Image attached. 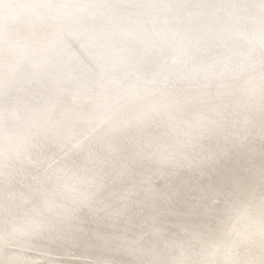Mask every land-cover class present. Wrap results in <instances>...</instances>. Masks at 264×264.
Listing matches in <instances>:
<instances>
[{"label":"rangeland","instance_id":"rangeland-1","mask_svg":"<svg viewBox=\"0 0 264 264\" xmlns=\"http://www.w3.org/2000/svg\"><path fill=\"white\" fill-rule=\"evenodd\" d=\"M79 1L25 0L13 13L16 27L32 21L26 35L49 16L85 15L39 51L54 54L41 70L30 51L0 84V264H201L264 203V0H97L87 10ZM83 23L138 29L83 45L92 33ZM242 33L240 45L232 36ZM40 206H50L47 227L10 239L39 222ZM254 249L232 264H264Z\"/></svg>","mask_w":264,"mask_h":264},{"label":"bare ground","instance_id":"bare-ground-1","mask_svg":"<svg viewBox=\"0 0 264 264\" xmlns=\"http://www.w3.org/2000/svg\"><path fill=\"white\" fill-rule=\"evenodd\" d=\"M25 0H0V15L4 14L5 11H8L10 8L14 7V9H11L7 14L11 16H9V18L7 20H2V18H0V39H4L5 40V44H4V48L0 49V84L5 83L10 81L11 76H15L16 74H18L19 72H14L15 75H11L8 71H10L9 69L12 68V66L14 65L15 61L17 60V58L25 56L27 54L30 53V51L36 52L35 54H32V56L30 57L31 61L33 60H37V63L39 65L38 70H41V67L43 64H45V62L47 61V59L51 58L52 56H54V54H52V52H47V54L44 55H39V51L40 50H45L48 49L50 47V44L57 38V35L62 31V30H68L70 32L74 31V29L79 28L76 23H77V19L76 18H80L81 16H84V13H77V12H73L71 11L66 19H61L59 22H55L54 20L51 19V17L49 16L46 20H43L37 27V30L35 33L33 34H28L26 35L28 29L33 26L32 21H27L25 23H23L22 25H20L19 27H16L15 23L12 20L13 17V13L18 11L21 6H22V2H24ZM44 0H36L37 4H43ZM66 3H70V2H74L76 0H65ZM97 0H80L79 1V7L78 9H83L86 8V10L96 2ZM107 3H114L113 0H101ZM31 4V3H30ZM64 4H57L56 8L52 9V13L53 14H57L59 9L62 8V6ZM106 4V3H105ZM248 4V3H247ZM33 5V4H32ZM53 5V4H52ZM111 5V4H110ZM30 7V6H29ZM33 7V6H31ZM95 7V6H94ZM43 8V7H42ZM47 8V7H46ZM67 9V8H66ZM73 9V8H72ZM97 9V7H96ZM101 11V10H100ZM33 12V11H32ZM45 12V11H44ZM90 12V11H89ZM105 12V11H104ZM113 12V11H112ZM94 13V12H93ZM35 14V13H34ZM154 15V14H153ZM37 16V15H36ZM87 16V15H86ZM170 16V15H169ZM214 16V15H213ZM8 17V16H7ZM169 18V17H168ZM206 18V17H205ZM216 18V17H215ZM36 19V18H35ZM211 19V18H210ZM38 21V20H37ZM40 21V19H39ZM113 23V22H112ZM102 24V23H101ZM147 25V24H146ZM133 26V25H132ZM81 27V26H80ZM89 26L83 23V26L80 28L81 30L83 29H87ZM124 27V26H123ZM130 27V26H129ZM139 27V26H138ZM98 28V29H96ZM135 28V30L133 31V33L136 32V30L138 28L136 27H132ZM132 28H123V29H116L114 26L112 25H103V26H98L95 27L93 29H91L90 36L89 39L86 40L83 45H86V43L89 44V40L90 39H97V37H105L106 39H112L114 37L117 36H122V35H126L129 34L131 32ZM147 28V27H146ZM79 29V30H80ZM141 29V28H139ZM196 29V28H195ZM142 30V29H141ZM183 30V29H181ZM150 31V30H149ZM162 33L163 36L168 35V34H175L176 32H178L179 30L176 28H172L171 31H165L162 28ZM160 31V32H161ZM254 31V30H253ZM67 32V31H66ZM88 32V31H87ZM138 32V31H137ZM152 32V31H151ZM149 33V32H148ZM156 34H159L158 31L155 32ZM259 33V32H258ZM132 34V33H131ZM153 34V33H152ZM243 36H232L233 40H236V43L241 45L242 41L244 43V33H242ZM248 34V33H247ZM186 35V34H183ZM69 36V35H68ZM133 36V35H132ZM157 36V35H156ZM148 37H151L150 35H141L138 37L139 41H145ZM246 37V36H245ZM248 37V36H247ZM246 37V38H247ZM260 36L257 34V32H255V38H259ZM61 38V37H60ZM132 38V37H131ZM163 38V37H162ZM178 38V37H177ZM223 38V37H222ZM129 39V38H128ZM114 40V39H113ZM253 40V38H252ZM172 42V40H171ZM150 43V42H149ZM152 43V42H151ZM178 43V42H177ZM248 43V42H246ZM183 44V43H182ZM176 45V44H175ZM154 46V45H153ZM160 46V44H159ZM244 46V45H243ZM182 47V46H181ZM181 47H177L175 54H180L181 50H179ZM184 48V47H183ZM54 49V48H53ZM143 49V48H142ZM148 49V48H147ZM159 49V48H158ZM166 49V48H165ZM185 49V48H184ZM35 50V51H34ZM51 51V50H50ZM56 54V53H55ZM59 54V52H58ZM147 56V55H146ZM38 57V58H37ZM53 59V58H52ZM140 60V59H139ZM174 60V59H173ZM228 61V60H227ZM182 63V62H181ZM236 63V62H235ZM18 65V64H17ZM29 65V64H28ZM23 66V65H22ZM35 66V65H34ZM81 66V65H80ZM125 66V65H124ZM175 66V65H174ZM84 67V66H83ZM88 68V67H87ZM224 68V67H223ZM36 69V68H35ZM86 71V70H85ZM93 71V70H92ZM114 71V70H113ZM22 73V72H21ZM25 73V72H24ZM116 73V72H115ZM231 74V73H230ZM112 76V75H111ZM128 76V75H127ZM25 77V76H24ZM115 77V76H114ZM108 78V77H107ZM122 78V77H121ZM136 78V77H135ZM138 78V77H137ZM157 78V77H156ZM169 78V77H168ZM66 79V78H65ZM14 80V78H13ZM12 80V81H13ZM27 81V79H26ZM64 82V81H63ZM80 82V81H79ZM125 82V81H124ZM260 82V81H259ZM25 83V82H24ZM53 83V82H52ZM57 83V82H56ZM196 83V82H195ZM90 84V83H89ZM100 84V83H99ZM132 84V83H131ZM203 84V83H202ZM5 85V84H4ZM49 85V84H48ZM125 85V84H124ZM11 86V85H10ZM9 86V87H10ZM35 86V85H34ZM52 86V85H51ZM55 86V85H54ZM229 86V85H228ZM59 87V86H58ZM99 87V86H98ZM107 87V86H106ZM109 87V86H108ZM117 87V86H116ZM163 87V86H162ZM226 87V86H225ZM260 87V86H259ZM8 88V87H7ZM34 88V87H33ZM55 88V87H54ZM124 88V87H122ZM132 88V87H131ZM144 88V87H143ZM141 88V89H143ZM194 88V87H193ZM196 88V87H195ZM59 90V89H58ZM130 90V89H129ZM219 90V89H217ZM261 90V89H260ZM61 91V90H60ZM134 91V90H133ZM41 92V91H40ZM68 92V91H67ZM104 92V91H103ZM122 92V91H121ZM44 93V92H43ZM64 93V92H63ZM120 93V92H119ZM118 93V94H119ZM201 93V92H200ZM25 94V93H24ZM30 94V93H29ZM81 94V93H80ZM121 94V93H120ZM238 94H245V91L239 90ZM66 95V94H65ZM128 95V94H127ZM164 95V91H158L154 94V98L153 100H159L163 97ZM195 95V94H194ZM123 96V95H122ZM144 96L145 93H144ZM165 96V95H164ZM75 98H79V96H74ZM73 97V98H74ZM135 96L130 95L124 98V102H130V100H133ZM230 97V96H229ZM15 98V97H14ZM34 98V97H33ZM83 98V97H82ZM165 98V97H164ZM209 100V99H208ZM204 101V100H203ZM74 102V101H73ZM137 102V101H136ZM79 103V102H78ZM179 103V102H178ZM59 105V104H58ZM74 105V104H73ZM83 105V104H82ZM79 106V104L77 105ZM162 106V105H161ZM41 107V106H40ZM46 107V106H45ZM96 107V106H95ZM106 107V106H105ZM53 108V107H52ZM143 108V107H142ZM239 108V107H238ZM51 109V108H50ZM73 110V109H72ZM25 111V110H24ZM93 111V110H92ZM3 112V111H2ZM16 112V111H15ZM34 112V111H33ZM96 112V111H95ZM116 109H112L111 111L107 112L105 117L107 119L109 118H113L114 116L117 115L116 113ZM201 112V111H200ZM86 113V112H85ZM139 113V112H138ZM25 114V113H24ZM74 114V113H73ZM37 115V114H36ZM167 115V114H166ZM84 117V116H83ZM5 118V117H4ZM132 118V117H131ZM146 118V116H140L138 117L139 120H144ZM196 118V117H195ZM198 118V117H197ZM73 119V118H72ZM86 118H84L85 120ZM106 119V120H107ZM34 121V120H33ZM32 121V122H33ZM196 121V120H195ZM31 122V123H32ZM91 122V121H90ZM113 122V121H112ZM213 122V121H211ZM30 123V122H29ZM97 124V123H96ZM156 124V123H155ZM173 124V123H172ZM209 124V121H198V123L196 125H194V128L196 129H202L203 126H206ZM11 126V125H10ZM48 127V126H47ZM78 127V126H77ZM1 129V128H0ZM11 129V128H10ZM18 129V128H17ZM99 129V128H98ZM97 129V130H98ZM113 129V128H112ZM155 129V128H154ZM6 130V129H5ZM132 130V129H131ZM148 130V129H147ZM63 131V130H62ZM102 131V130H101ZM180 131V130H179ZM25 132V131H24ZM145 132V131H144ZM7 133V132H6ZM106 133V131L104 132ZM35 134V133H34ZM105 136V135H104ZM144 136V135H143ZM37 137V136H36ZM108 137V136H107ZM197 137V136H196ZM196 137L194 138H188L187 140H185L184 142L182 141L181 143H179L178 145H176L173 149H171V153H182V151L184 149H186L190 143H192ZM179 138V137H178ZM43 139V138H42ZM139 140V139H138ZM181 140V139H180ZM73 141V140H72ZM152 141V140H151ZM177 141V140H176ZM24 142V141H23ZM22 142V143H23ZM85 142V141H83ZM21 143V142H20ZM187 143V144H186ZM189 143V144H188ZM17 144V143H16ZM29 144V142H28ZM56 144V143H55ZM81 144V143H80ZM150 146H153L154 149L157 148L158 143L156 142H150L149 143ZM23 145V144H22ZM86 145V144H85ZM36 146V145H35ZM38 147V146H37ZM110 147V146H109ZM5 148V147H4ZM90 148V146H89ZM193 148V147H192ZM142 149V148H141ZM158 149V148H157ZM33 150V149H32ZM15 151V150H14ZM31 151V150H29ZM28 151V152H29ZM170 151V150H169ZM27 152V153H28ZM157 152V151H156ZM3 153V152H2ZM32 153V152H31ZM171 154V156H172ZM160 155V154H159ZM24 156V155H23ZM22 156V158H23ZM29 156V155H28ZM60 156V155H59ZM170 156L169 155H166ZM165 158V157H164ZM139 159V158H138ZM186 159V158H185ZM168 160V159H167ZM104 162V161H103ZM97 163V161H96ZM106 164V163H105ZM22 167V166H21ZM79 169V168H78ZM8 170V169H7ZM156 170V169H155ZM63 171V170H62ZM69 171V170H68ZM74 172V171H73ZM1 173V172H0ZM57 175V174H56ZM102 176V175H101ZM118 176V175H117ZM13 178V177H12ZM92 178V177H91ZM5 180V179H4ZM9 180V179H8ZM96 183V182H95ZM79 184V183H78ZM77 187V186H76ZM31 190V189H30ZM67 191V190H66ZM73 191V190H72ZM98 191V190H97ZM27 192V191H26ZM32 192V191H31ZM68 194V193H67ZM80 194V193H79ZM27 195V198L29 197V194H25ZM69 195V194H68ZM23 197V196H22ZM24 198H26L24 196ZM67 199V197H65ZM51 200V199H50ZM74 200V199H73ZM15 202V201H14ZM13 202V203H14ZM18 202V201H17ZM80 202L79 200L76 199V201L73 203L74 205H79ZM56 203V202H55ZM84 203V202H83ZM10 204V202L8 203V205ZM50 204V203H48ZM11 205V204H10ZM9 205V206H10ZM251 205V204H250ZM14 206V205H13ZM248 206V205H247ZM50 206H40V208L37 209V211H40L39 213L42 215V217H39L41 219H39V222H37V224L33 225V224H25V225H18V229H16L15 232H13V230L9 231L8 234L10 236V239L15 238V239H22L24 236L28 237V236H34L38 233L40 228L47 227V224L45 223V219H44V215L43 213H46L49 210ZM76 207V206H75ZM258 207V206H257ZM3 208H8L7 205H4ZM77 208V207H76ZM9 209V208H8ZM6 210V209H5ZM19 210V209H18ZM36 213V212H35ZM50 214V213H49ZM47 215V214H46ZM49 216V215H48ZM76 216V215H75ZM46 217V216H45ZM50 217V216H49ZM48 217V218H49ZM36 218H37V214H36ZM35 218V219H36ZM230 218V217H229ZM29 220V219H27ZM43 220V221H42ZM35 221V220H34ZM36 221H38L36 219ZM49 221V220H48ZM52 221V220H51ZM17 223V222H16ZM31 223V222H30ZM36 223V222H35ZM14 224V223H13ZM12 224V226H13ZM14 228H16V226H14ZM46 230V229H45ZM90 236V235H89ZM43 237V236H42ZM224 242L221 243L223 244L222 249L219 250L218 248H220L218 245V247H216L215 249H213L212 251L209 252V254H207L205 256V263H206V258L208 259L207 264H211L213 263V258L212 257H219L218 259H215L218 262H222V264H232L233 262H238V256H236L237 252H241V251H248L250 248H255L254 252L255 254H258L259 256H264V203L262 204V206L258 209L257 211H254L253 213L251 212H246L243 211L240 215V217L233 222L232 225L229 226V228L225 231V236H224ZM2 238V237H0ZM34 238V237H33ZM30 241V240H29ZM4 242V241H3ZM11 242V241H10ZM20 242V241H19ZM23 242V241H22ZM21 244V243H20ZM23 244V243H22ZM139 244V243H138ZM7 245V243H6ZM25 246V245H24ZM199 247V246H198ZM1 250V249H0ZM3 251V249H2ZM244 253V252H243ZM260 253V254H259ZM14 254V253H13ZM240 254V253H239ZM248 254V253H247ZM0 255H3L0 254ZM243 255V254H242ZM4 256V255H3ZM22 255H20L21 257ZM240 256V255H239ZM249 255H247L248 257ZM253 256V255H252ZM18 257V256H17ZM237 257V261L235 260ZM244 257V256H243ZM9 258V257H8ZM13 258V255H12ZM23 258V257H21ZM130 258V257H129ZM145 258V257H144ZM242 258V256L240 257ZM246 258V257H245ZM16 259V258H15ZM14 259V260H15ZM2 260V259H1ZM5 260V258H4ZM8 260V259H7ZM10 260V259H9ZM12 260V259H11ZM18 260V259H17ZM24 260V259H22ZM235 260V261H234ZM241 260V259H240ZM247 260V259H246ZM1 262V261H0ZM11 262V261H9ZM13 262V260H12ZM16 262V261H14ZM19 262V261H18ZM23 262V261H22ZM21 262V263H22ZM202 262V263H204ZM217 262V263H218ZM245 262V261H244ZM261 263V259L259 261ZM4 263V261H3ZM38 263V262H37ZM201 263V264H202ZM204 263V264H205ZM2 264V263H1ZM10 264V263H9ZM17 264V263H16ZM27 264V263H26ZM33 264V263H32ZM82 264V263H81Z\"/></svg>","mask_w":264,"mask_h":264}]
</instances>
